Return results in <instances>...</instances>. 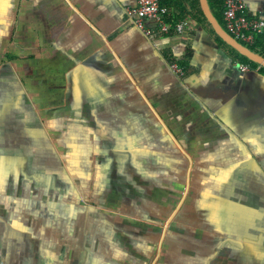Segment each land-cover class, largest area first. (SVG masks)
Here are the masks:
<instances>
[{"label": "crops", "instance_id": "obj_1", "mask_svg": "<svg viewBox=\"0 0 264 264\" xmlns=\"http://www.w3.org/2000/svg\"><path fill=\"white\" fill-rule=\"evenodd\" d=\"M136 3L0 0V264H264V70Z\"/></svg>", "mask_w": 264, "mask_h": 264}, {"label": "built area", "instance_id": "obj_2", "mask_svg": "<svg viewBox=\"0 0 264 264\" xmlns=\"http://www.w3.org/2000/svg\"><path fill=\"white\" fill-rule=\"evenodd\" d=\"M126 10L128 19L146 36L170 34L172 31L182 34L188 24L187 21H182L173 25L167 21L169 8L163 4V0H137L135 6H129ZM147 20L153 21L155 27L147 26ZM223 20L225 29L231 35L249 44H254L256 35L264 32V17H250L245 0H224ZM238 65L242 71L254 69L247 63L238 61ZM170 66L177 75L185 73V69L178 62H173Z\"/></svg>", "mask_w": 264, "mask_h": 264}, {"label": "trees", "instance_id": "obj_3", "mask_svg": "<svg viewBox=\"0 0 264 264\" xmlns=\"http://www.w3.org/2000/svg\"><path fill=\"white\" fill-rule=\"evenodd\" d=\"M163 4L168 6L169 8L167 21H169L173 25L182 21L193 20L196 23H199L204 27H206L213 34L215 39L229 50L230 54L235 60L242 63H247L252 67L260 66L258 63L250 60L248 57L244 56L243 54L238 52L235 48L227 44L214 31L212 25L209 23V21L207 20L206 16L203 13L199 0H163ZM209 4L217 19L224 26L225 25L223 20L224 0H209ZM239 41L242 42L244 45L248 46L250 49L264 55V32L256 35V41L254 44H249L242 40ZM173 62H178L184 68L182 61L180 60L177 61V59H174ZM260 68L264 70L263 66H260ZM159 233L160 230L157 231V234ZM172 248L175 250L177 249V247H173V246Z\"/></svg>", "mask_w": 264, "mask_h": 264}, {"label": "water", "instance_id": "obj_4", "mask_svg": "<svg viewBox=\"0 0 264 264\" xmlns=\"http://www.w3.org/2000/svg\"><path fill=\"white\" fill-rule=\"evenodd\" d=\"M201 8L203 10L204 15L206 16L209 23L212 25L214 31L230 46L235 48L238 52L248 57L250 60L260 64L264 67V55L250 49L248 46L244 45L238 39H236L233 35H231L225 27L221 24V22L217 19L214 12L211 9L209 4V0H199ZM166 233V228L163 231V236ZM162 236V238H163ZM161 244L159 247V252L161 251Z\"/></svg>", "mask_w": 264, "mask_h": 264}, {"label": "rangeland", "instance_id": "obj_5", "mask_svg": "<svg viewBox=\"0 0 264 264\" xmlns=\"http://www.w3.org/2000/svg\"><path fill=\"white\" fill-rule=\"evenodd\" d=\"M3 40H4V44L2 45L1 44V46H0V48H2V49H0V67H3V68H5V69H7V64H6V66L4 65L5 63H3V60L5 59L4 58V56H5V52L6 51H8L9 50V48H10V45L9 46H6L5 45V42L7 41V39L6 38H3ZM20 41H22V39H20ZM23 42V41H22ZM2 59V60H1ZM5 72L4 73H11L12 71H15V72H17L13 67H10L9 66V68H8V70L6 71V70H4ZM2 80V78H0V81ZM5 90H8V89H6L5 88ZM6 91H4V90H2V93H5ZM35 104V106H37L36 107V109L38 108V104L35 102L34 103ZM81 200H83V199H81ZM66 203H69V202H66ZM95 218H96V220H97V215H95ZM102 221L100 220V223H101ZM101 225V224H100ZM154 248H155V246H154ZM172 248V247H171ZM177 250H178V247H177ZM170 251H171V249H170ZM164 251H162V253H163ZM165 252H166V250H165Z\"/></svg>", "mask_w": 264, "mask_h": 264}]
</instances>
